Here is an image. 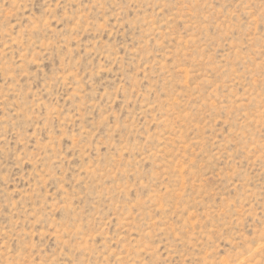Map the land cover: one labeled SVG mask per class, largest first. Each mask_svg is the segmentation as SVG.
<instances>
[{
	"label": "rangeland",
	"instance_id": "rangeland-1",
	"mask_svg": "<svg viewBox=\"0 0 264 264\" xmlns=\"http://www.w3.org/2000/svg\"><path fill=\"white\" fill-rule=\"evenodd\" d=\"M0 264H264V0H0Z\"/></svg>",
	"mask_w": 264,
	"mask_h": 264
}]
</instances>
